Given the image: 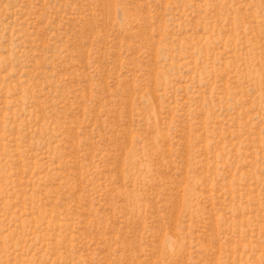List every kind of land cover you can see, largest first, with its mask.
Returning <instances> with one entry per match:
<instances>
[{"label": "rangeland", "instance_id": "374dc122", "mask_svg": "<svg viewBox=\"0 0 264 264\" xmlns=\"http://www.w3.org/2000/svg\"><path fill=\"white\" fill-rule=\"evenodd\" d=\"M0 264H264V0H0Z\"/></svg>", "mask_w": 264, "mask_h": 264}]
</instances>
